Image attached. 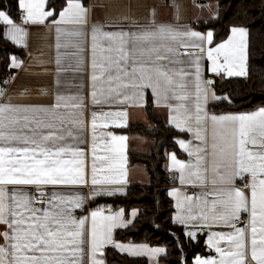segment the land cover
<instances>
[{
	"label": "snow or ice",
	"instance_id": "obj_1",
	"mask_svg": "<svg viewBox=\"0 0 264 264\" xmlns=\"http://www.w3.org/2000/svg\"><path fill=\"white\" fill-rule=\"evenodd\" d=\"M46 0H19L23 10L22 23H45L49 17L56 32L61 33L60 25H74L67 35L83 36L87 24L88 10L83 0H66V6L56 13L45 10ZM58 16V18H57ZM0 24L8 26L7 36L17 44L22 43L24 29L14 23L4 11H0ZM248 32L243 27H233L229 38L207 49V59L211 62L210 71L228 77L247 75ZM93 50V91L94 104H125L143 98L144 90L151 89L158 106L169 109V120L181 132H191L200 145L194 150L191 142L179 140V146L195 157L183 162L173 153L170 156L171 168L180 174L184 183L186 177H195L202 184L206 182V165L209 151L207 148L208 125L212 127V183L217 182L232 187L226 190L205 193L215 198L211 201V219L222 221L233 231L228 234L213 233L208 245L214 248L216 257L197 258L196 264H264V108L251 113L216 115L207 111V92L213 81H204L201 74L200 57L191 55L180 48H199L204 52L203 43L211 45L213 33L206 35L186 30L176 31L165 26L138 31H105L92 29ZM104 42L103 46L98 41ZM200 43H196V42ZM100 47V59H96L97 47ZM189 56L187 61L180 59ZM187 63L194 72L177 64ZM16 57L11 58V67H19ZM194 75L192 81L190 77ZM6 83V82H5ZM194 84L195 91L190 90ZM97 85H99L98 99ZM5 93L0 88V97ZM214 99H227L216 97ZM64 110L61 111L60 109ZM69 108L79 109L78 103H63L57 97V103L50 108H29L14 105L10 101L0 103V264H84L85 226L89 217H78L77 209L84 207L85 196L81 194L63 195L52 193L44 207H37V201L26 191L25 186L36 187L41 197L45 195V186H84L88 183L84 169V153L68 141L79 139L74 130L82 121ZM44 113L46 119H38L27 113ZM126 111L92 114L93 165L91 185L99 190L95 195H114L116 191L105 190V185L125 183L123 166L110 163L107 169H97L96 129L107 127V123L98 125L97 121L112 118L117 127L125 126ZM109 152L104 160L122 158L126 137L112 133ZM70 157V158H66ZM103 173V174H99ZM248 176L245 183L248 189L235 187L237 178ZM178 198L177 207H182L178 191L170 193ZM193 198L185 196L184 201ZM39 203H44L40 201ZM205 205L209 202L203 201ZM248 213L249 221L243 227H237L241 213ZM135 216V213H132ZM124 212L104 214L103 209L90 213L91 227L88 233L90 264H104L97 258L106 245H112L121 252L133 256L148 255L155 257L164 252L161 248H148L145 245H125L114 241L113 231L126 227ZM208 221L204 212L189 215L187 219ZM176 220L185 223L178 215ZM210 226V225H209ZM187 235L195 238V232ZM224 242L225 246H221Z\"/></svg>",
	"mask_w": 264,
	"mask_h": 264
},
{
	"label": "crops",
	"instance_id": "obj_2",
	"mask_svg": "<svg viewBox=\"0 0 264 264\" xmlns=\"http://www.w3.org/2000/svg\"><path fill=\"white\" fill-rule=\"evenodd\" d=\"M47 2L45 3V10L48 11ZM84 6L88 10L87 24L82 26L84 30V35L80 37L71 36L65 34L68 30L73 29L74 25H60L61 33L58 35L56 32V26L51 24L52 18L49 17L45 23H22L21 16H24L23 10L19 8L18 5V15L17 19L13 18L6 11V14L13 19L14 23L24 29L26 35H24L22 43L17 44L10 40L7 36L8 26L3 25V35L4 38L14 45L16 48L24 52V57L21 60H17L20 64L19 67H11L15 74L14 80L11 82L7 89H3L5 96L0 97V103L10 101L14 105L25 106L29 108L39 109V108H50L57 103V97L61 98V104L63 103H78L81 105L79 109L69 108L68 111L75 112L76 116L82 121L78 126L74 127V130L78 133L79 139L76 141H68L74 144V146L81 149L84 153V169L86 174V179L88 183L84 186H45L43 191L46 195V201L44 203H37V207H44L48 196L52 193L63 194V195H74L81 194L85 196L84 207L76 210V215L78 217H89L88 222L85 226V254H84V264H90V252L87 243L88 233L91 227L90 213L93 210L103 209L104 214H114L120 210L124 212V221L126 227H118L113 231V238L115 242L123 243L125 245L131 244L136 246L145 245L148 248H161L164 249L163 253L155 257H150L148 255L143 256H133L126 252H121L119 249L113 247L112 245H106L102 249V254L98 253L97 258L103 259L104 264H107V252L109 249L114 250L120 255L127 256L129 258H144L148 264H159L161 257L166 254V247L164 245H149L146 243H132L118 240L116 238V232L119 230H124L128 228L135 220L138 210L132 209L129 212H125L123 208H114L111 205H102L91 207V202L99 198H113L126 195L129 188L137 187H147L150 184L149 175L144 167L140 163L130 164V156L134 155H148L151 148L154 145V141L147 138L142 133L139 132H126L125 130L131 125H144L147 128H151L153 123L147 116L146 107L150 102L152 105L153 112L161 117L163 122L173 128L177 134L174 137L175 150L170 151L166 155V160L164 162L163 168L167 174L170 175L172 180L171 185L167 189L169 198L172 201L173 213L172 221L174 224L182 227L184 235L190 240H197L201 235L205 237V247L206 252L204 254L196 255L192 263L196 264L197 258H211L216 257L217 253L214 248L209 247L208 238L213 233H224L228 234L233 231L231 227L225 226L222 221H213L211 219V201L215 198L212 195L205 196V193H211L213 191L226 190L231 185H225L217 182L215 185L212 183L213 173H212V157L211 153V143H212V127L209 123L207 131V148L209 155L206 161V167L208 169L206 175V182L201 183L197 181L195 177L190 180L186 177L184 183L180 181V174L178 171L171 168V154H175L177 159L188 162H195V157H189L188 153L185 152L177 143L179 140H184L186 143H190V148L194 150L196 146L200 145V141H197L193 137L191 132H181L174 125L170 123L169 120V109L165 106H158L151 89H145L143 98L130 101L125 104H118L115 102L100 104H94L92 98L93 91V50H92V29L93 27L103 28L105 31H138L141 29L152 28L154 26H165L167 28L174 29L179 32L186 30H192L206 35L208 31L213 33L211 29L203 30L200 27L201 23H207L213 21L217 18L218 7L214 2H207L205 0H87L83 1ZM66 6V4H65ZM64 6V7H65ZM63 7V8H64ZM62 8V9H63ZM61 9V10H62ZM60 10V11H61ZM58 18V16H57ZM242 27V26H233ZM231 27L227 37L214 44L208 45L206 42L203 43L204 52H200L199 48L189 47L187 53L200 57V66L202 79L207 81L208 78H214L218 80H224L228 78H245L242 77H228L226 74L217 75L210 71L211 62L207 59V49L209 47H215L216 45L226 41L231 35ZM245 28V27H243ZM247 30V28H245ZM248 32V30H247ZM248 41V37H247ZM200 43V42H196ZM104 42L102 40L98 41L99 46H103ZM96 50V59L99 60L101 53L100 47ZM179 51L183 54L186 50L180 48ZM181 60L187 61L189 56L182 55ZM176 67H185L189 71L194 72V68H190L187 63L177 64ZM247 72H248V59H247ZM194 81V75L190 77ZM190 90L195 91L194 84L190 85ZM98 99L103 101V97L99 96V85H97ZM213 93L216 97H220L216 94L213 84L208 88L207 92V111L216 115H226V114H242L251 113L264 108V106L259 107L251 111L242 112H211L210 104L219 101L220 99H214ZM61 111L64 109L61 108ZM126 111V119L121 121L125 126L117 127L113 122L112 118L98 120V125L107 123V127H98L96 129V157L95 160L97 169H107L110 163H117L123 166V171L126 173L124 180L126 181L120 185H105L103 188L105 190L116 191L114 195H95L92 193L99 190L101 186H97L96 189L91 185V172L93 165V132L91 128L92 114L96 113L100 115L106 112H117ZM30 117L36 116L38 119H46L44 113H27ZM112 133L117 136H124L126 140L124 142V147L122 150V158L117 157L113 160L102 159L105 156H111L112 153L109 152V142L110 137L107 135ZM70 158V157H66ZM103 174V173H99ZM249 177L245 176L243 179L237 178L235 181V187L244 190L248 193V189L245 188V183L248 181ZM24 191L28 192L33 199L36 201V195H39L40 190L36 187L25 186ZM178 191L179 200L182 202V207H177L178 198L176 196L170 195V193ZM185 196H190L193 199L190 202L184 201ZM207 199L208 204L205 205L203 201ZM135 213V216L132 213ZM204 212L209 216L208 221L197 219L196 221L189 220L187 217L189 215H196ZM180 215L185 218V223H180L176 220V217ZM247 215L248 213H241V216ZM210 225V226H209ZM243 227V226H239ZM4 230V226L0 225V231ZM188 232H195V238H191L187 235ZM3 243V240H0ZM221 246H225L224 242H221Z\"/></svg>",
	"mask_w": 264,
	"mask_h": 264
},
{
	"label": "trees",
	"instance_id": "obj_3",
	"mask_svg": "<svg viewBox=\"0 0 264 264\" xmlns=\"http://www.w3.org/2000/svg\"><path fill=\"white\" fill-rule=\"evenodd\" d=\"M205 1L214 2L218 7L215 20L200 24L203 30H213L214 44L223 41L233 26H242L248 30L247 76L224 80L213 78L212 84L216 94L227 99L210 104L211 112L251 111L264 106V0ZM65 4L66 0H48L47 8L59 13ZM18 5L19 0H0V11H6L17 19ZM13 56L19 61L23 59L24 52L4 38L3 25L0 24V88L4 70L11 64ZM146 111L153 123L151 128L136 124L129 126L125 131L142 133L154 141L148 155L130 156V164L144 165L149 175V187L134 186L129 188L124 196L93 200L91 207L99 204L111 205L114 208H123L126 213L137 209L138 214L134 222L128 228L116 232L118 240L164 245L166 254L161 257L159 264H193L192 260L196 255L206 252L205 237L201 235L195 241L190 240L184 235L182 227L173 223V205L167 193L172 180L163 168L167 153L176 149L174 137L177 132L153 112L150 102ZM107 264L148 262L144 258H129L109 249Z\"/></svg>",
	"mask_w": 264,
	"mask_h": 264
},
{
	"label": "built area",
	"instance_id": "obj_4",
	"mask_svg": "<svg viewBox=\"0 0 264 264\" xmlns=\"http://www.w3.org/2000/svg\"><path fill=\"white\" fill-rule=\"evenodd\" d=\"M21 19H23V16H21ZM14 77H15L14 72L12 70H10L9 68H6L4 70V77H3V80L1 82L2 89H4V90L7 89L9 87V85L11 84V82L14 80ZM208 80H211V81L214 82L213 78H208L207 81ZM35 199H36L37 202H40V201L45 202L46 201V195H44L43 197H41L40 194L36 195ZM248 221H249L248 216L244 215V216L239 217V220L235 221V224H236L237 227L245 226L246 224H248Z\"/></svg>",
	"mask_w": 264,
	"mask_h": 264
},
{
	"label": "rangeland",
	"instance_id": "obj_5",
	"mask_svg": "<svg viewBox=\"0 0 264 264\" xmlns=\"http://www.w3.org/2000/svg\"><path fill=\"white\" fill-rule=\"evenodd\" d=\"M149 186H147V187H144V188H148Z\"/></svg>",
	"mask_w": 264,
	"mask_h": 264
}]
</instances>
